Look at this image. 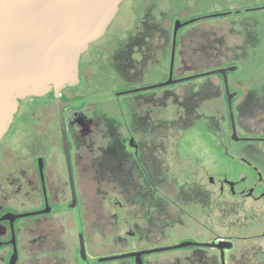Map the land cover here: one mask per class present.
<instances>
[{
	"label": "flooded vegetation",
	"instance_id": "flooded-vegetation-1",
	"mask_svg": "<svg viewBox=\"0 0 264 264\" xmlns=\"http://www.w3.org/2000/svg\"><path fill=\"white\" fill-rule=\"evenodd\" d=\"M157 1L89 44L75 85L18 101L0 139V264H229L231 241L164 231L264 198V0L186 17L187 0ZM212 18L235 23L232 44L193 27Z\"/></svg>",
	"mask_w": 264,
	"mask_h": 264
},
{
	"label": "water",
	"instance_id": "water-1",
	"mask_svg": "<svg viewBox=\"0 0 264 264\" xmlns=\"http://www.w3.org/2000/svg\"><path fill=\"white\" fill-rule=\"evenodd\" d=\"M121 2L0 0V139L20 99L77 83L81 54L104 34ZM193 20H176L174 34L182 24ZM210 73H224V69L201 75ZM193 243L185 240L172 248ZM214 246L223 251L230 244L219 242Z\"/></svg>",
	"mask_w": 264,
	"mask_h": 264
},
{
	"label": "rangeland",
	"instance_id": "rangeland-1",
	"mask_svg": "<svg viewBox=\"0 0 264 264\" xmlns=\"http://www.w3.org/2000/svg\"><path fill=\"white\" fill-rule=\"evenodd\" d=\"M175 1L176 0H174V2ZM141 2L142 0H122L116 16L109 24L107 35L118 28L126 29L131 27L132 20L140 15L139 6ZM166 2L167 0H158L157 9L165 10L167 7ZM133 5L136 8L135 11L132 10ZM232 6H235V0H210L208 4L204 3L199 5L196 4L195 0H187L186 4L183 6L184 10H177L182 17H186L189 14L197 13L200 9L199 12H206ZM175 7L177 6L175 5ZM177 14L176 12V15ZM257 16L258 15H255V17ZM166 25L167 19L165 18L163 26L166 27ZM193 27L197 28L199 31H207L211 39L222 37L229 45L236 39L233 32L236 26L230 18L206 19L198 24H194ZM231 29L233 30L231 31ZM101 85L102 84L93 85L90 88L91 92L104 90ZM188 132L193 136L195 134V128L193 129L190 127ZM197 146V142H195L190 151H194L198 156H201L204 151L197 148ZM185 152L186 151H184L180 145L179 154L183 155ZM209 152L211 154L209 156L215 159L216 154L213 153L211 147ZM194 156L196 155L194 154ZM227 167H229V164H227ZM211 200H214V196L211 197ZM225 200L226 206H219L211 211L208 221H204L207 224L206 227H198L197 222H187L186 220L187 226H176L170 231H164L167 242L176 243L181 239L195 236H201L202 238L216 237L219 240L224 239L232 242L231 248L227 251V254L233 255L231 260L228 261L229 264H264V236L261 237L260 235L261 232H264V198L257 202L251 198L238 199L225 197ZM197 220L202 221L203 217L200 215ZM213 252V250L209 251V253ZM188 253L189 250H172L170 254H179L182 256ZM241 254H243V256H240ZM241 257L246 260H242ZM180 264H184V262Z\"/></svg>",
	"mask_w": 264,
	"mask_h": 264
}]
</instances>
